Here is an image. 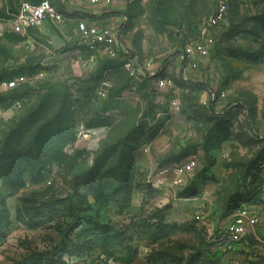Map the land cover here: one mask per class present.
<instances>
[{"label": "rangeland", "instance_id": "obj_1", "mask_svg": "<svg viewBox=\"0 0 264 264\" xmlns=\"http://www.w3.org/2000/svg\"><path fill=\"white\" fill-rule=\"evenodd\" d=\"M130 1L123 36L129 58L170 64L185 44L201 41L209 32L213 36L202 80L179 83L189 86L182 92L181 112L173 113L168 102L161 107L162 120L178 116L191 124L186 125L188 131L197 133L189 140H184L188 132L184 138L176 137L173 152L162 159L170 167L199 158L203 181L189 189L169 184L155 187L144 181L142 173H134L130 192L120 189L111 199L97 201L96 185L83 176L94 153L82 148L90 155L84 154L73 167L55 166L47 174L25 164L23 187L0 178V264H264V248L256 237L235 249H213L223 235L221 223L242 206L258 208L262 219L256 232L264 241V0ZM221 2L227 6L225 18L211 27L208 20ZM18 5L19 0H0V11L8 15L0 20L9 19ZM43 25L51 27V35L36 27L27 36L18 34L19 42L0 37V83L25 77L16 88H0V99L11 103L7 107L0 102V147L8 126L36 107L49 89L61 94L70 90L81 97V118L117 108L95 92L94 80L104 77L76 74L90 55L80 45L76 23L47 20ZM52 35L65 42L56 51ZM52 52L66 59L53 65ZM118 67L119 81L113 86L110 78L109 95L132 84ZM207 89L217 94L209 105L222 115L205 107ZM222 92L225 97L219 96ZM173 95L166 92L167 99ZM115 113V120L123 122L121 129L147 121L146 112L137 118L125 108ZM157 125V133L165 128L164 123L159 129ZM200 149L204 156H199ZM212 150H219L217 156ZM218 160L225 177L209 208L213 214L208 225L196 218L199 206L193 197L200 194L202 183L217 181L208 171Z\"/></svg>", "mask_w": 264, "mask_h": 264}, {"label": "trees", "instance_id": "obj_2", "mask_svg": "<svg viewBox=\"0 0 264 264\" xmlns=\"http://www.w3.org/2000/svg\"><path fill=\"white\" fill-rule=\"evenodd\" d=\"M39 1L41 0L37 2ZM7 17L5 10L0 11V18ZM127 19L129 20V15ZM16 34L6 32L3 36L10 41L19 42L22 37ZM1 50L0 45V52ZM127 59L128 54L123 52L119 58L109 60L123 66ZM155 77L146 76L142 82L146 80L145 78ZM54 89H49L36 107L5 130L3 144L0 147V178L3 181L10 179L16 187H23L25 181L21 174L25 164L33 171H45V174L49 170L52 171L55 166L73 167L74 162L79 163L84 154L90 155L86 150L77 149L73 154L68 151L77 141L81 126L83 130L106 126L113 129L111 138L103 141L94 152L93 162L85 169L83 176L89 183L96 185L97 201L111 199L120 189L130 192L135 186L133 179L137 151L142 144L158 134L157 129H154V125L148 126L146 121L135 122L129 129L127 127L121 129L123 122L117 123L114 116L103 111L81 118L84 109L82 98L70 90L61 94ZM0 102H4L7 107L11 104L4 99H0ZM131 112L135 113L137 118L138 110L129 111ZM211 113L222 115L224 112ZM157 127L159 129L161 125ZM197 176H200L199 173ZM194 182L191 179L184 188L189 189Z\"/></svg>", "mask_w": 264, "mask_h": 264}, {"label": "crops", "instance_id": "obj_3", "mask_svg": "<svg viewBox=\"0 0 264 264\" xmlns=\"http://www.w3.org/2000/svg\"><path fill=\"white\" fill-rule=\"evenodd\" d=\"M5 1L6 0H2L3 3ZM30 1L37 2L38 0H30ZM51 1L54 3V5H56L59 8L60 11L64 13V19H63L64 22L65 20H71L76 23L75 28L77 34H79L78 25L80 22H85L87 24H93L99 22L121 24L129 14L128 9L130 8L129 3L131 2L130 0H113V3L111 5H107L105 3L91 4L82 0H51ZM63 21L55 24H60ZM59 27L60 30H62L61 29L62 26ZM39 29L44 31L46 34L51 35V27H47L46 25H43ZM51 38H52L51 43L53 44L52 47L55 51L59 46L65 44L64 40L58 37L57 35H52ZM122 43L124 45L123 37H122ZM80 45L83 46L81 42ZM83 49L90 54V52L84 46ZM76 52L79 51L75 50V53ZM52 54H53L52 56L53 65H55L58 61L61 62L62 60L64 61L66 59L65 56H61L54 52H52ZM208 57H202L200 55H196L195 58L199 63V67L197 69H192L188 65L186 60L182 59L180 54L177 55V57H175L173 59V62L170 64H168L167 62L164 64L160 61L153 62L152 59L149 58L142 59L139 56H134V58L139 62L141 66H143L147 62H152L151 67L157 72L158 76L174 77L176 79L177 88L175 91H173L174 93L173 97L178 96L181 99V102H182V97H181L182 92L184 93V91L188 89L189 86L186 87L183 86L184 87L183 88L182 86H180L179 83L184 81V83H186L187 85H192L191 83L198 84L197 82L202 80V77L204 75V72L201 69L203 68V66L207 65ZM79 58L83 59L82 56H79ZM89 58L90 55L88 57V60L85 61V63L80 67L79 73L75 72L77 75H85L88 77H95V78L104 77V79L112 78L113 86L114 85L116 86V84H118L119 67L117 63L110 62V60L105 56L103 52L98 53L95 63H91L89 61ZM120 67L124 71H126L123 68V66ZM50 72L52 74L55 73L56 72L55 67H52L50 69ZM184 72L186 73L187 78L183 77ZM145 79H146L145 81L139 84H134L130 79L132 82L130 86L122 89L121 91H118L117 93H113V95H109L110 89L112 88V81L110 79L111 88L108 91V95L107 97H101V98H106L108 102H112L111 104H113L117 108L111 107L109 109H105L104 110L105 112L104 111L103 112L107 115L116 116L115 111H118L119 108H125L127 111L138 110V116L146 112V116L144 118L147 120L146 122L148 126H153L156 124L162 125L164 123L165 128L162 129V131H160L152 140L146 141L144 144H142L140 149H138L135 158V164H136L135 174L138 176V174L142 173L144 175V181L155 187H159V186L161 187L167 184L173 186L172 185L173 175L170 173L166 174L164 172V169L169 164L168 163L169 161L167 162L162 158L165 157L167 153L173 152L172 143L176 137L184 138L182 136L186 135L188 132V136L185 137L184 140H189L190 138H192L193 135L195 134L197 135V133L195 130L191 128L188 131V126H191V124L188 125L186 122H182V120L179 119L178 116L168 121L161 119L162 117L161 115H163V109H161V107L165 106L167 102L169 103L170 101V99L166 98V92L168 91L159 90L156 86L155 78H149V79L145 78ZM100 83L101 81H98L96 83V80H94L93 82V85L98 84L95 90L97 96H99L98 89L100 87ZM209 91H210L209 89L206 90L207 96L204 99V101L209 98ZM81 93L83 94L84 92ZM240 104L244 105L243 101H240ZM204 105L210 112L214 111V109L210 106L213 104H210L209 106H207L206 104ZM216 112H220V111L216 110ZM117 121L118 119H116V122ZM186 125H188L187 128ZM185 128L186 131L184 130ZM112 130H113L112 127H106V126L93 128L91 130H83L82 135L78 136L77 141L72 146H70L69 149L71 150V153L76 149H82V148L94 153L99 149L103 141L111 138ZM179 144L180 143H178V146ZM203 152H204L203 149H200L198 151L199 156H204ZM217 152H219V150H212V155L217 156ZM93 157L94 155L92 154L91 164L93 162ZM198 161H199V167L196 169L195 174L192 178L193 182L202 180L200 179L199 176H197L199 170H201L202 168L201 160L199 158ZM219 164L220 161L218 160L212 166V168H210V171H208L210 172L209 173L210 175L211 174L215 175L217 181L216 180L205 181V183H202L201 185L199 192L200 194H198V196L193 197V199L196 200L195 202L196 205L199 206V208L195 211H197L198 213L200 210H203L208 220L210 219V215L213 214L212 210L209 208L212 205H214V203L216 202L215 199L216 192L221 189L220 186L225 177V171L219 168ZM219 179L222 180L221 183H219L218 181Z\"/></svg>", "mask_w": 264, "mask_h": 264}, {"label": "built area", "instance_id": "obj_4", "mask_svg": "<svg viewBox=\"0 0 264 264\" xmlns=\"http://www.w3.org/2000/svg\"><path fill=\"white\" fill-rule=\"evenodd\" d=\"M91 4L105 3L111 5L113 0H82ZM227 11L225 3L221 2L216 11L210 16L208 20L209 26L218 25L224 18ZM64 13L54 5L51 0H41L39 2H32L30 0H19V5L12 17L7 20H0V37L6 32H14L21 35H28L30 29L40 28L45 21L49 20L53 23L63 21ZM127 18L121 24L114 23H93L87 24L80 22L78 25L79 38L81 44L90 52L89 61L95 63L98 53L103 52L109 59H116L121 56L122 52H126L125 46L122 43L124 28L126 26ZM205 37L201 41H192L185 44L182 53V59L186 60L192 69H197L199 63L195 58L196 55L208 57L210 49L214 43L213 36L204 34ZM152 62H147L143 66L135 58H129L125 61L123 68L127 71L129 77L134 84L142 82L146 76H156V86L162 91H175L177 88L176 79L172 76H158L157 72L151 67ZM183 77L187 78L186 73ZM25 77L11 81H3L0 83V88L13 89L24 80ZM111 88V82L108 78L103 79L98 89L100 97H107L108 91ZM221 97H225L226 93H220ZM217 94L215 92L209 93V98L204 101V104H213L216 100ZM170 109L173 113L181 112L182 102L178 96L172 97L169 101ZM83 129V127L81 126ZM82 133V132H81ZM199 167V161L196 158H190L185 162L174 164L166 167L164 172H170L173 175L172 185L174 187L184 188L193 178L196 169ZM264 195V186L262 188ZM196 218L203 224H208L206 214L200 210L196 214ZM261 214L256 206H242L223 223H221L220 231L223 234L220 237V242L213 246V249H235L237 244L249 240L251 237H256L264 248V241L257 236L256 229L261 223ZM219 241V240H215Z\"/></svg>", "mask_w": 264, "mask_h": 264}]
</instances>
